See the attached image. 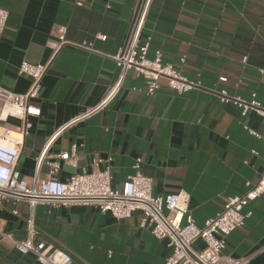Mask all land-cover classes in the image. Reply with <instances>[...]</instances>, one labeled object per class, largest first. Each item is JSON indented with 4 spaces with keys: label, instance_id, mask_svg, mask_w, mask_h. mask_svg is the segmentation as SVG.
Returning a JSON list of instances; mask_svg holds the SVG:
<instances>
[{
    "label": "crops",
    "instance_id": "obj_1",
    "mask_svg": "<svg viewBox=\"0 0 264 264\" xmlns=\"http://www.w3.org/2000/svg\"><path fill=\"white\" fill-rule=\"evenodd\" d=\"M75 1L0 0L8 11L0 34V85L23 93L29 78L17 74L20 61H50L33 100L40 115L28 117L30 127L16 167L20 178L32 179L43 150L38 178H47L46 161L75 144L79 165L88 171L101 169L110 158L111 183L118 186L134 172L133 163L140 157L141 172L152 178V193L187 191L189 213L202 225L229 196L243 194L245 182L255 181L264 169L262 117L252 109L242 115L240 106L222 102L218 95L225 90L264 105V74L258 71L264 66V0H152L141 33L142 39L150 37L147 57L160 51L163 62L200 80L201 87L177 93L160 79L155 92L147 95L143 77L128 69L105 108L57 132L73 115L105 97L117 81L119 68L111 56L123 45L139 2L84 0L78 6ZM57 25L66 26L67 40L86 41L92 50L69 44L57 48ZM7 125L17 133L21 121L8 118ZM93 158L103 162L94 165ZM61 164L56 175L60 180L79 171ZM15 206L18 215L12 213ZM244 210L251 214L227 235L223 253L251 255L248 264H264V200L255 199ZM27 212L26 203L4 201L0 229L24 238ZM141 215L135 211L129 218L115 219L93 206L38 204L36 240L68 253L70 264H163L171 249L140 226ZM202 246L195 243L197 249ZM0 264L39 263L0 240Z\"/></svg>",
    "mask_w": 264,
    "mask_h": 264
},
{
    "label": "built area",
    "instance_id": "obj_2",
    "mask_svg": "<svg viewBox=\"0 0 264 264\" xmlns=\"http://www.w3.org/2000/svg\"><path fill=\"white\" fill-rule=\"evenodd\" d=\"M152 0H139L132 16L126 39L117 52L112 55L119 68L118 79L108 93L100 101L88 106L73 115L59 126L57 132L80 123L106 107L118 91L121 81L128 69H134L137 75L144 79L145 93L151 95L159 87V80L164 79L169 88L177 93L201 87L198 79H190L175 69L170 63L162 61V54L156 51L153 58L147 57L150 37L141 38L142 29ZM76 5L83 6L84 0H76ZM109 7V5H107ZM8 18V11L0 6V34L3 32ZM66 26L57 25L55 34L58 39L57 48L61 44L92 50L86 41H69L65 38ZM105 39V35H100ZM183 61V58L181 59ZM246 57H243V61ZM50 61L29 62L22 59L17 67V74L29 78V85L23 93L10 91L0 85V206L4 201H12L14 205L26 203L28 212L25 217V237L16 239L10 233L0 229V240H5L20 254H32L39 264H70L68 253L56 249L50 250L42 240H36L34 209L38 204L85 205L93 206L101 212H109L115 219H126L133 212L140 211V226L148 227L158 239L166 241L171 249L163 264H248L251 255L230 257L223 253L226 237L234 229L244 225L251 211L244 207L251 201L264 200V169L255 181H246V190L241 195L229 196L221 210L207 218L202 225H197L189 213L190 194L178 190L166 195L152 193V178L141 172V158L136 157L133 163L134 172L126 177L121 185L113 186L111 171L108 164L110 158L101 169L88 171L79 165L76 145L69 151L59 152L55 159L46 161L48 177L38 178L39 168L45 154L43 150L36 158L33 177L26 181L19 176L16 169L20 156L23 138L30 127L28 117L40 115V108L33 103L39 95L42 78L45 76ZM264 74V66L258 67ZM220 77V80H225ZM222 102H234L241 107L244 115L252 109L262 117L264 124V105L255 99L245 101L239 97L229 96L225 90L218 92ZM254 96V95H253ZM8 118L21 121L19 131L13 132L7 125ZM246 129L259 137L254 130ZM63 164L78 168L66 180L57 178V173ZM103 159L93 158L92 163L99 165ZM18 215L15 206L12 209ZM201 241V249L195 248V243Z\"/></svg>",
    "mask_w": 264,
    "mask_h": 264
}]
</instances>
